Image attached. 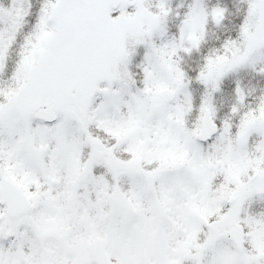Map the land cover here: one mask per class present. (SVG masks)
I'll list each match as a JSON object with an SVG mask.
<instances>
[{"label": "snow or ice", "instance_id": "snow-or-ice-1", "mask_svg": "<svg viewBox=\"0 0 264 264\" xmlns=\"http://www.w3.org/2000/svg\"><path fill=\"white\" fill-rule=\"evenodd\" d=\"M0 264H264V0H0Z\"/></svg>", "mask_w": 264, "mask_h": 264}]
</instances>
